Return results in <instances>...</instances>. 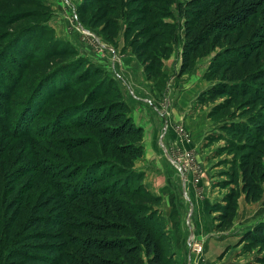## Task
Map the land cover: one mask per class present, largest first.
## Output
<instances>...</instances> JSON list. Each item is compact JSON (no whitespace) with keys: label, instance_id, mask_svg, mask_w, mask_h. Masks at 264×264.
Segmentation results:
<instances>
[{"label":"trees","instance_id":"trees-1","mask_svg":"<svg viewBox=\"0 0 264 264\" xmlns=\"http://www.w3.org/2000/svg\"><path fill=\"white\" fill-rule=\"evenodd\" d=\"M13 1L28 4L27 0ZM132 2L140 6L133 7ZM90 3L91 0H82L74 7L82 25L89 24L85 18L90 13ZM122 3L124 41L134 30L149 38L143 43L133 40L129 44L133 50L153 47L150 62H144L143 67L147 80L160 75L162 61L170 55L180 31L181 60L177 75L191 70L200 55L222 49L213 56L204 74L209 81L219 77V82L202 91L197 100L228 97L213 106L211 117L227 111L236 99L245 103L239 114L241 119L236 120L230 114L220 126L223 134L209 138L224 139L232 151L239 153L227 175L232 182L240 179L245 201L260 200L264 189V62L260 64L259 57L264 47V22L258 25L259 31L254 36L258 38L231 47H224L223 43H230L236 31L237 42L246 35L245 29L264 11V0H123ZM29 5L39 6L36 0ZM35 9L32 17L36 20L14 35L9 33L0 46V133L9 139H26L34 154V163L7 172L5 179L17 182L25 173L32 172L33 176L42 175L52 182L50 191L37 198L27 216L24 214L28 209L20 206L19 198L7 201L6 197L3 201L5 190L12 187L13 192L16 182L9 187L7 182L0 184L3 188L0 202L4 205L0 221L7 227L0 237V258L5 256L4 264H66L61 262L63 256L71 261L68 264H176L169 232L152 207L160 198L135 184L142 178L133 169L135 160L143 155L142 127L133 123L115 79L69 42L53 39L49 27L42 24L40 11ZM5 18L2 19H9ZM89 18L91 26L100 27L102 35L112 40L109 20L100 17L94 22L92 16ZM65 56L68 58L37 75L32 83L20 85L28 64ZM14 96L19 100H14ZM58 97L73 101L60 105L53 101ZM256 105L260 106L255 111ZM71 130L81 133L64 139V134ZM58 141L66 147L65 152L51 151L52 159L40 154L48 149L43 143ZM73 151L84 160H72L66 152ZM124 195L143 202L124 200L121 198ZM224 201L225 204L215 205L219 212L217 231L232 224L236 193L232 190ZM82 202L86 208L78 213L83 218L76 220L69 208L75 209L74 203ZM47 211L51 212L48 216ZM15 222L24 224L26 232L21 228L10 234ZM65 227L73 232L54 233ZM241 239L244 246L264 244V222L255 224Z\"/></svg>","mask_w":264,"mask_h":264},{"label":"rangeland","instance_id":"rangeland-1","mask_svg":"<svg viewBox=\"0 0 264 264\" xmlns=\"http://www.w3.org/2000/svg\"><path fill=\"white\" fill-rule=\"evenodd\" d=\"M27 1L28 4H22L13 0H0V46L9 38V33L15 34L18 29L36 20L32 17L35 14L32 11L36 8L35 10H39L40 15H42V24L45 25V28H47V26L49 27L53 39H61L69 42L79 53L84 52L88 54L92 60L88 58L96 64H99L100 60H105L109 61L112 65L118 66L121 62L120 58L126 56V52H130L134 55L137 64H135L133 68L135 74L133 73L131 75L133 77L132 82H134L132 84L129 82L125 84L123 82V76L120 75L121 73L112 72L113 68H108V71L103 69L109 76L115 79L121 91L122 98L128 106L132 105V107L137 108V110L140 109L139 118L142 120L140 124L137 122L139 120L133 119L130 110L133 123L141 126L143 129L140 143L142 146L144 143L147 149L148 137L151 136L152 138V136H154L157 146L156 152L163 158V162L166 164V167H163V170H161L159 166L154 164L156 160L152 162L147 161L148 158L146 157V151L144 153L143 146L142 157L138 158L133 163V169L142 174L141 180L137 181L135 184L142 185L145 190L160 198L159 203L153 204L152 207L158 212L157 215L165 226L166 222L160 212V203L162 199H166L168 195L167 192L170 191L179 198L176 200L177 207L180 209L183 204H185L187 208L189 207V209L193 207L197 215L198 223L200 222L198 226L200 234L198 233L189 243L187 241L188 236H185L184 240H182L185 250L184 255L176 258L174 253V261L176 264H206L207 262L208 264H215L210 262L207 256L210 251L209 248L212 247L213 244L218 246L226 244L221 251L220 258L218 257L220 260L217 261H226L225 264H264V244L251 243L248 246H244V242L241 241L242 235L247 230L251 229L258 222H264V217L259 216V214L264 212V189L260 200L250 203L245 201L244 195L240 189V179L239 182H232L227 175L231 169V163L238 160L239 153L232 151V148L224 139L212 140L209 138L211 135L217 136L223 134L220 126L222 123L226 122L230 114L233 113L234 115L232 116H235V119L237 118L236 120L241 119V115L239 114L244 111L243 105L245 103L240 104L241 100L236 99L232 107L228 108L227 111L215 117H211L213 115H210V112L213 106L223 103L225 98L228 97L223 96L205 101L197 100L202 91L216 82H219V77L209 81L204 77V74L208 70L213 56L218 51H222V49L219 47L206 54L200 55L196 59L191 70L182 75H177L181 60L180 41L182 31H180L178 32V41L173 45L170 55L167 59L162 61L160 75L151 80H147L143 67L144 62H150L149 56L153 47L145 50H133L129 46L133 40L143 43L149 38L134 30L128 36L127 41H124L123 29L125 27V17L122 16V11L124 9V7H122L123 0H91L89 4L91 6L90 13H88L85 18V21L89 23L87 24L88 26L82 25L79 22L74 11L75 5L82 0H36L39 5L37 7L29 5L31 0ZM131 4H133V2ZM116 6L117 10L115 9ZM139 6L140 3L133 4V7ZM23 12H26V14ZM18 13L23 14L19 16L20 14ZM90 16H92L94 22L100 17L105 18L106 21H110V26L113 27V34L111 35L112 40L107 38L108 41L102 35L100 27L91 26L89 22ZM3 17L9 19L4 21L2 19ZM167 20L171 21V19ZM262 22H264V11H262V13L256 17L255 21L251 22V25L245 29L246 35L243 36L239 42L235 39L239 34V32L236 31L233 34L231 42H224L223 46L231 47L232 45L243 44L249 40L258 38L254 36H256L257 31H259V23ZM145 24L146 23L140 25L136 30H139ZM121 42V53L124 52L123 55L118 52ZM124 46H126V48ZM116 48L118 49L116 50ZM260 51L261 55L259 57V62L261 64L264 62V47H262ZM139 54L140 58H138ZM65 58H68V56L49 58L44 62L28 64L25 69V72H27L25 80L20 85L27 86L34 81L37 75L45 73L55 64L65 60ZM22 61L24 62V60ZM139 66L142 68L141 71H139ZM8 68L14 69L13 66L10 65H8ZM116 74L121 78H118ZM13 99L19 100V97L14 96ZM53 101L57 102V104L64 105L73 100L58 97ZM259 106L260 105L255 106V111L259 109ZM158 123V129L155 130L154 126ZM165 125H170L172 127V136H168L167 129L164 127ZM77 133H81V131L71 130L64 134V139L68 136L70 137V134ZM88 133L92 132L90 131ZM42 146H48L47 150L43 149L40 151V154H44L48 159L54 158L52 156L54 150L58 149L61 152H65L66 148L61 141L55 142V144L43 143ZM31 147L32 145L29 144L26 139H9L0 133V170L2 173L0 174V184L7 182L6 187L14 186L16 182L15 179H5L6 173L14 171L24 164L29 166L34 163L32 159L34 158V154L31 151ZM66 153L72 160H84V157L79 155L76 151ZM57 155L58 154H56V156ZM170 157L177 162L178 165L172 162L169 159ZM152 164L155 166L153 167ZM148 177L151 179L152 186H156L153 189L148 187L149 183L146 181ZM50 180L51 179L42 175L33 176L32 172L25 173L21 179L16 182L13 192H11L12 187L5 190L3 201H5L6 197L7 201L13 197H16V199L19 198L17 201L22 203L20 206H25L28 209L24 214V216H27V212L31 211L37 198L50 191V183L52 182ZM160 182L164 185L163 188H159ZM167 184L169 189L165 190ZM1 188L2 186H0V198L3 192V188ZM232 190L236 193L237 208L235 216L232 224H230L227 229L224 231H217L216 225L219 222L217 219L219 212L216 211L217 206L215 207V205L225 204L224 199ZM121 198L124 200H131L135 203L143 202L140 198L130 197L129 195H124ZM245 204L253 206L250 207L251 209L253 208L250 213H255L254 217L258 216L249 223H246V225L243 220L248 216L244 214L248 210ZM1 205L0 202V209L2 208ZM74 206L75 209L69 208V210L76 220H81L83 217L78 211H82L86 206L83 202L74 203ZM187 212L186 217L189 220L190 211ZM50 214L51 212L47 211V216ZM7 215H9V213ZM23 225L22 223L18 224L15 222V229L12 230L10 234L15 233V231L19 232L21 228H23L22 232H26L27 228ZM166 229L169 232V238L173 249L172 234L167 226ZM6 230L7 227L0 221V237ZM70 230V228L65 227L61 230H55L54 233L61 231L63 234H71L73 231ZM213 234H221L219 236H223L222 239H224L226 243H224L223 240L222 242H216V240V243H214L212 240L213 236H211ZM18 240L19 238L17 241ZM19 242L23 243L24 241L22 240ZM9 244L10 242L7 241L6 246ZM66 248L71 250L68 246ZM214 250L216 249L213 248V251ZM1 251L0 249V253ZM4 257L5 256L0 258V264L5 263L6 259ZM61 262L66 264L71 263L66 256L61 258Z\"/></svg>","mask_w":264,"mask_h":264},{"label":"crops","instance_id":"crops-1","mask_svg":"<svg viewBox=\"0 0 264 264\" xmlns=\"http://www.w3.org/2000/svg\"><path fill=\"white\" fill-rule=\"evenodd\" d=\"M118 47V46H117ZM120 49L116 48V50L118 49V52L121 53V50H122V42L120 43V46H119ZM118 53V54H119ZM126 56H123L120 58V64L118 66H115V65H112L109 61H105V60H100V63L99 65H101L106 71H108L107 69L110 68L112 70V72H120L119 74L121 76H123V82L125 84H127L128 82L130 84L134 83L132 82V74L134 72L133 68H134V65L137 64L135 62V59H134V55H132L130 52H126ZM81 54H86V53H82ZM122 55L124 54L121 53ZM87 58L89 57L88 54L85 55ZM90 58V57H89ZM88 58V59H89ZM92 60V58H90ZM137 68V67H135ZM141 67L139 66V71H141ZM109 74H112L110 72H108ZM130 107V110H131V115H133V119L134 120H139L137 121L139 124L140 122L142 121L140 118H139V110H137V108L135 107H132V105H129ZM133 110V112H132ZM142 118V117H141ZM158 126H159V123L154 126V129L157 130L158 129ZM166 129H167V132H168V136H172L173 135V129L172 127L169 125H165L164 126ZM156 132V131H155ZM154 132V134H155ZM153 138V139H152ZM151 136L148 137V147L147 149L145 148L144 146V143H143V146H144V153L146 151V157L148 158L147 161H150L152 162L153 160H156V162H154V164L156 166H159L161 170H163V167H166V164H164L163 162V158L157 154L156 152V149H157V146H156V143H155V140L154 139L155 137L154 136ZM144 139H145V136H144ZM170 139V138H169ZM154 164L153 167L155 166ZM158 168V167H157ZM148 183V187L153 189L154 187L156 186H152L151 184V179H149V177L147 178L146 180ZM163 184L160 182L159 184V188H163L164 185L162 186ZM169 187H168V184L165 186V190H168ZM167 197L166 199H162L161 203H160V212H161V215L164 217V221L166 222V226L168 227L169 231L171 232L172 234V245H173V251L175 253V256L176 258H179L181 257V255L183 256L184 253H185V250H184V243H182V240H184V237L186 236H190V235H193V238H195V236L199 233L198 231V226H199V223H198V220H197V215L196 213L194 212V209L193 207L191 209H189V207L187 208V206L185 204L182 205V207H180V209L177 207V199H179L178 197L175 196V194L173 192H167ZM180 201V200H179ZM183 201V200H182ZM245 206L247 207V212L244 213L245 217L243 220L245 222V225L246 223H249L250 221H252L253 219L257 218L258 216L254 217L255 216V213L254 214H251V209L250 207H253L251 205H246ZM187 211H190V217H189V220L188 218L186 217L187 215ZM263 211H264V208H263ZM259 216H263L264 217V212H262L261 214H259ZM262 219V218H260ZM264 219V218H263ZM259 220V219H258ZM200 234V233H199ZM210 234V233H208ZM221 234H216V235H211L213 236L212 237V240L214 243L216 242H222V240L225 242L224 239H222L223 236H219ZM217 240V241H216ZM216 241V242H215ZM226 245V244H225ZM225 245H216V244H213L212 247H210V251L208 252V260L212 263H215V264H225L226 261H217V260H220V254H221V251L223 250V248L225 247ZM228 245V244H227ZM218 247V248H217ZM213 248L216 249L213 251ZM182 252V254H181ZM214 253V254H213ZM228 254V253H227ZM219 257V258H218ZM224 260V259H223ZM208 264V262L206 263Z\"/></svg>","mask_w":264,"mask_h":264},{"label":"built area","instance_id":"built-area-1","mask_svg":"<svg viewBox=\"0 0 264 264\" xmlns=\"http://www.w3.org/2000/svg\"><path fill=\"white\" fill-rule=\"evenodd\" d=\"M112 51V50H111ZM117 76H118V78H121L118 74H116ZM172 162H174L176 165H178L177 164V162H175L171 157L169 158ZM193 240V236L192 235H190L189 237H188V239H187V241H188V243L190 242V241H192Z\"/></svg>","mask_w":264,"mask_h":264}]
</instances>
